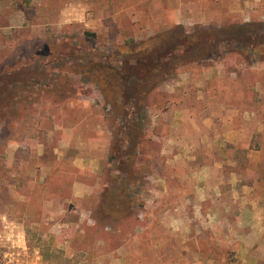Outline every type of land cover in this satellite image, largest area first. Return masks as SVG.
Instances as JSON below:
<instances>
[{"label": "rangeland", "instance_id": "1", "mask_svg": "<svg viewBox=\"0 0 264 264\" xmlns=\"http://www.w3.org/2000/svg\"><path fill=\"white\" fill-rule=\"evenodd\" d=\"M248 25L264 37V0H0V264H264ZM172 30L193 42L142 104L128 166L124 118L75 69Z\"/></svg>", "mask_w": 264, "mask_h": 264}, {"label": "trees", "instance_id": "2", "mask_svg": "<svg viewBox=\"0 0 264 264\" xmlns=\"http://www.w3.org/2000/svg\"><path fill=\"white\" fill-rule=\"evenodd\" d=\"M238 36V39H243L244 45H253L256 48L263 46L264 37H259L257 42H254L255 45L251 43L253 41L251 36H259L251 25L238 31ZM225 38L228 41L236 40L232 36ZM191 39L183 32L176 34L172 30L140 45L118 49L116 55L118 65L116 67L89 62L88 66H79L75 69L76 73L82 74L90 83L99 88L104 102L111 108L112 113L116 117L124 118L123 126L118 130L123 129L127 147L121 152L124 151V154L129 157L128 166L132 163L134 157L132 152L135 150L141 134L142 126L137 118L141 113L142 104L152 89L173 72L170 66V62H172L169 58L170 53L177 48L180 50L185 41L193 42ZM190 52L193 54L191 49ZM191 53L188 52V54ZM165 57L167 62L162 63L160 58ZM185 57L181 58L184 61L193 59V57H191L192 59L188 58L189 55ZM116 142L118 143V140ZM117 147L120 148L122 145ZM115 200L114 203L106 207L113 217L118 215V209L115 208L117 198Z\"/></svg>", "mask_w": 264, "mask_h": 264}]
</instances>
